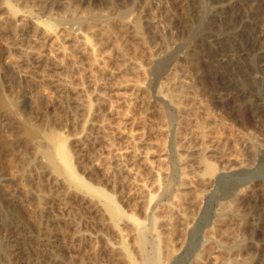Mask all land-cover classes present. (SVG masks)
<instances>
[{"label":"rangeland","instance_id":"374dc122","mask_svg":"<svg viewBox=\"0 0 264 264\" xmlns=\"http://www.w3.org/2000/svg\"><path fill=\"white\" fill-rule=\"evenodd\" d=\"M0 18V264H144L131 234L144 225L152 254L178 209L186 129L206 136L209 183L173 215L166 264H264V0H0ZM37 28L77 41L23 55ZM115 46L141 58L136 100L113 87L132 76ZM64 140L85 186L59 158Z\"/></svg>","mask_w":264,"mask_h":264},{"label":"bare ground","instance_id":"6f19581e","mask_svg":"<svg viewBox=\"0 0 264 264\" xmlns=\"http://www.w3.org/2000/svg\"><path fill=\"white\" fill-rule=\"evenodd\" d=\"M233 4V3H232ZM231 10L232 13H234V5L232 7L229 8ZM231 13V14H232ZM81 14V13H80ZM95 16V15H94ZM84 18V17H83ZM93 19V18H92ZM8 20V19H7ZM17 25L16 28L13 29V34L16 33V30L18 29V26H25V20L20 18L14 21ZM4 23V20L2 18H0V24ZM5 24V23H4ZM126 24V23H125ZM11 25V24H10ZM131 26V24H130ZM128 24L125 25V27H130ZM12 27V26H11ZM91 28V27H90ZM20 29V28H19ZM126 29V28H125ZM11 30V29H10ZM21 30V29H20ZM24 30V29H23ZM90 30V29H89ZM88 30V31H89ZM94 30V29H93ZM107 30V29H105ZM91 31V30H90ZM101 31V30H100ZM98 32L99 34L101 32ZM103 31V30H102ZM110 31V29H109ZM94 32V31H93ZM146 32V31H145ZM64 33V32H63ZM92 34V33H91ZM113 34V33H112ZM123 35V34H122ZM14 36V35H13ZM35 40H34V48H26L23 49L22 47V54L23 55H27L29 53H35L37 55H41L42 53L46 52L49 54V52L55 51L56 52H62L63 54H66V43H70L72 42L74 45V42L77 41L76 38H68L67 36L63 35V34H59V33H49V32H45V31H41L39 28L36 29L35 32ZM76 36V35H75ZM92 36V35H91ZM101 36V35H100ZM89 37V36H88ZM124 37V36H123ZM85 39V38H84ZM116 39V38H115ZM113 40V39H112ZM33 42V41H32ZM87 42V41H86ZM116 43V41H115ZM17 45V43H16ZM68 45V44H67ZM77 45V44H76ZM120 45V44H119ZM21 46V45H20ZM19 46V47H20ZM81 46V45H80ZM84 46V44H83ZM90 46V45H89ZM116 47V53L120 54L121 56H123V58H125V60L127 61V70L131 71L132 76L131 77H127L124 80L118 82H113V87L117 90H122V89H131L132 92L129 94L126 93H119V96L122 97L125 101H133L134 99L136 100L137 96L139 94H141L143 90L142 87V81H141V77H142V73H143V65L141 62V58L139 59L138 57H128L126 56L124 53H122V50L120 49V47L115 46ZM126 48V47H125ZM84 49V48H83ZM115 49V48H114ZM77 50V49H76ZM49 51V52H48ZM114 51V50H113ZM89 52V51H88ZM21 53V52H20ZM54 53V54H55ZM61 55V54H60ZM69 55V54H68ZM87 55V54H86ZM55 56V55H54ZM140 56V55H139ZM53 57V56H52ZM70 57V56H69ZM73 57V56H72ZM89 57V55H88ZM109 57V56H108ZM121 58V57H120ZM70 60V59H69ZM84 60V59H83ZM89 60V58H88ZM92 60V59H91ZM90 60V61H91ZM97 59H94V61L96 62ZM149 60V59H148ZM147 60V61H148ZM100 61V59L98 60ZM151 61V60H150ZM149 62V61H148ZM195 62V61H194ZM45 63V62H44ZM90 63V62H89ZM99 62H97L96 66L98 65ZM105 63V62H104ZM100 64H102V62H100ZM194 64V63H193ZM89 65V64H88ZM95 65V63H94ZM125 65V64H124ZM148 65V64H147ZM88 67V66H87ZM92 67V66H91ZM100 67V66H99ZM88 69V68H87ZM90 69V68H89ZM106 69V68H104ZM92 70V69H91ZM102 70V69H101ZM78 71V70H77ZM93 71V70H92ZM119 71V70H118ZM219 71V70H218ZM104 73V71H102ZM101 72V73H102ZM106 73V74H105ZM105 75L109 76L112 75V71L111 70H105ZM91 74V73H90ZM103 75V76H105ZM122 75V74H121ZM89 76V75H88ZM91 76H93L91 74ZM105 76V77H106ZM172 76V75H171ZM110 77V76H109ZM115 77V76H114ZM120 77V76H119ZM91 78V77H90ZM94 78V77H93ZM107 78V77H106ZM74 79V78H73ZM117 79V78H115ZM172 82L175 81V78L172 77L171 78ZM65 81V80H64ZM79 81V80H78ZM223 82V81H222ZM78 84V83H77ZM59 85V84H58ZM65 85V84H64ZM62 86V85H59ZM181 86V85H180ZM166 88V87H165ZM112 89V88H111ZM166 92V91H165ZM179 92V91H178ZM173 94V93H172ZM140 96V95H139ZM142 96V95H141ZM140 96V97H141ZM169 96H171L169 94ZM141 99V98H140ZM184 99V98H183ZM195 101V100H194ZM187 103V102H186ZM190 103V102H189ZM178 104V103H177ZM148 105V104H147ZM191 105V104H190ZM179 110L181 112V114H183V118H195L197 116V112L193 109L195 107H191V106H186L183 104H179ZM203 107V106H202ZM178 109V108H177ZM199 109V108H197ZM203 109V108H202ZM203 111V110H202ZM201 111V112H202ZM205 114V113H204ZM200 115V114H199ZM199 117V116H198ZM190 118V120H191ZM206 118V117H205ZM65 119V118H64ZM189 120V121H190ZM239 120V119H238ZM237 120V121H238ZM130 121V120H129ZM131 122V121H130ZM144 122V121H143ZM200 122V121H199ZM103 124V123H102ZM211 124V123H210ZM118 125V124H117ZM212 125V124H211ZM92 126V125H91ZM149 127V126H148ZM201 127V126H200ZM208 127V126H207ZM40 128V127H39ZM116 128V127H115ZM144 129V127H143ZM229 129V128H228ZM190 130V129H189ZM198 130V129H197ZM220 132V131H219ZM117 133V132H116ZM157 135H164L165 134V129L163 128H158L156 130ZM89 134V133H88ZM129 138L134 137L133 134L129 133ZM113 136V135H112ZM38 137V136H37ZM54 139V135L52 136ZM56 137L58 138L57 134ZM159 137V136H158ZM161 138V137H160ZM178 143L179 146L181 148L182 151H184L185 155L184 157L181 159L182 161V165L183 167L181 168V185L183 188L182 193L180 194V196L177 198V206L178 209H174L172 207L167 208L168 210L165 211L164 213H162V217L164 218V223L167 226V228L165 229L164 235L163 237H160L159 235H156V240L154 242V251L152 254H148L146 253L145 249L146 246L150 245V243L148 244V241L146 240V233L147 230L145 229L144 225L142 224H138L136 226V233L131 234L132 235V240L137 242L135 244H139V254L140 257L143 261L144 264H166V262H168L174 252H175V242H174V238H173V233L171 230V226L173 223V215H177L181 212H191L192 210H196L201 202V194L200 192L196 189L197 187H203L206 186L209 183V178L206 176V174L203 172L204 170V165H205V156L207 153V148H206V136L204 134L203 131H191L189 132L187 129L186 130H181L178 135ZM59 139V138H58ZM140 139V138H139ZM162 139V138H161ZM213 141V140H212ZM226 141V140H225ZM58 142V141H57ZM63 143L65 142L62 141ZM60 141V143H62ZM57 143V144H60ZM164 143V142H163ZM224 144V143H223ZM44 145V144H42ZM53 146V145H52ZM56 149L58 148L57 151L61 152V156H57L59 158L62 159V161L67 165V167L69 168L68 171L70 174L72 179H77V180H81L82 183L84 182L83 179L78 175L73 163H72V158H71V154L68 151V147L67 144H60V145H55ZM161 147H163V144L161 143ZM222 147V146H221ZM55 148V147H54ZM158 148V147H157ZM50 149V148H49ZM162 149V148H161ZM160 149V150H161ZM51 151V150H50ZM50 151L48 152V156L50 154ZM53 151V150H52ZM55 151V150H54ZM57 151L53 152V154H55V157L57 155ZM165 151V150H164ZM112 152V150H111ZM161 153V152H160ZM163 153V150H162ZM219 153V152H218ZM220 154V153H219ZM51 157V156H50ZM52 158V157H51ZM160 159V158H158ZM237 160V158H236ZM50 161V160H49ZM52 162V161H51ZM57 162V160H56ZM60 162V161H59ZM161 165H163L164 163V159L161 158V160L159 161ZM159 164V165H160ZM59 165V164H58ZM60 166V165H59ZM59 166L57 168H59ZM65 168V167H64ZM61 168H59V172L61 171ZM66 170V169H64ZM110 170V169H109ZM67 171V170H66ZM208 171L210 173H212L214 171L213 167H210L208 169ZM63 173V171L61 172ZM70 177V178H71ZM80 181V182H81ZM81 183V184H82ZM84 185V183H83ZM86 185V184H85ZM84 185V186H85ZM92 190H95L99 193H102L107 201V207L110 210V212L113 214L114 218L116 217L119 218L121 216H123V211H121V209L116 205L115 201L113 200V198L104 193L101 189L93 187V186H89ZM206 188V187H204ZM185 190H189L188 192H186ZM222 206L224 207V205L222 204ZM226 206V205H225ZM227 208V207H226ZM43 211V210H42ZM41 212V210H40ZM111 214V215H112ZM34 220V219H33ZM117 225V224H116ZM39 226V225H38ZM42 226V225H41ZM40 227V226H39ZM37 228V227H36ZM37 232V231H36ZM41 234V232H40ZM211 238H213L212 234H209ZM154 236V235H153ZM175 237V236H174ZM50 238V237H49ZM48 240V238H47ZM50 240V239H49ZM181 242V240H179V243ZM28 243V242H27ZM48 244V243H47ZM148 244V245H147ZM125 245V243H124ZM153 245V244H152ZM138 247V245H137ZM136 251V250H135ZM206 253L211 255L214 252V246L213 243L211 241V243L208 245V247L205 249ZM148 252V250H147ZM62 256V255H61ZM55 259L61 263H67L63 258H61L59 255H55L54 256ZM35 258V257H34ZM58 263V262H56ZM72 263V262H69ZM132 264H135L134 262H131ZM68 264V263H67ZM74 264V263H73Z\"/></svg>","mask_w":264,"mask_h":264}]
</instances>
